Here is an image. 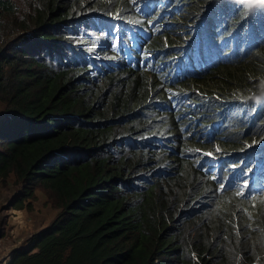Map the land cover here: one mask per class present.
Returning a JSON list of instances; mask_svg holds the SVG:
<instances>
[{
    "label": "trees",
    "instance_id": "obj_1",
    "mask_svg": "<svg viewBox=\"0 0 264 264\" xmlns=\"http://www.w3.org/2000/svg\"><path fill=\"white\" fill-rule=\"evenodd\" d=\"M0 103V183L59 209L9 264H264V7L0 0Z\"/></svg>",
    "mask_w": 264,
    "mask_h": 264
},
{
    "label": "rangeland",
    "instance_id": "obj_2",
    "mask_svg": "<svg viewBox=\"0 0 264 264\" xmlns=\"http://www.w3.org/2000/svg\"><path fill=\"white\" fill-rule=\"evenodd\" d=\"M158 83L160 81L156 78V85ZM3 110L4 106L0 103V116ZM202 156L210 157L205 153H202ZM206 163L209 166V163ZM25 185L19 182L14 174L0 183V264H9L14 251L25 247L29 240L47 228L59 213L54 199L43 189H37L34 198H26L23 191ZM20 195L23 199L22 208L15 206Z\"/></svg>",
    "mask_w": 264,
    "mask_h": 264
},
{
    "label": "clouds",
    "instance_id": "obj_3",
    "mask_svg": "<svg viewBox=\"0 0 264 264\" xmlns=\"http://www.w3.org/2000/svg\"><path fill=\"white\" fill-rule=\"evenodd\" d=\"M236 2L241 6V13H247L248 15L255 9L264 7V0H236ZM171 50L175 51V49ZM159 55V51L154 52L153 58L155 61H157L156 59ZM173 64L176 70H173V67H171V64L169 63L167 65H160L159 69L155 72L156 78L168 86H172L178 81L197 75L195 67L200 69L199 73H204L212 67L211 60L205 55V51L200 50L199 47L193 51V56L191 53H186V55H183L179 59L173 61ZM168 67L171 68L170 72ZM169 90L171 92L170 98L173 101H176L177 98L180 99L178 94H174V91L171 89ZM183 95L186 96L187 93H183ZM255 99L257 102L260 100L259 97H256ZM178 108L181 107H175L174 109L177 110ZM257 158V160L261 163V167L264 168V147L261 148Z\"/></svg>",
    "mask_w": 264,
    "mask_h": 264
}]
</instances>
